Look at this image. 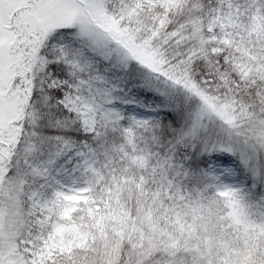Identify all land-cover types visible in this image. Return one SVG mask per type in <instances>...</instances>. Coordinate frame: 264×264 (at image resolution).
Listing matches in <instances>:
<instances>
[{
  "label": "snow or ice",
  "instance_id": "snow-or-ice-1",
  "mask_svg": "<svg viewBox=\"0 0 264 264\" xmlns=\"http://www.w3.org/2000/svg\"><path fill=\"white\" fill-rule=\"evenodd\" d=\"M0 264H264V0H0Z\"/></svg>",
  "mask_w": 264,
  "mask_h": 264
}]
</instances>
